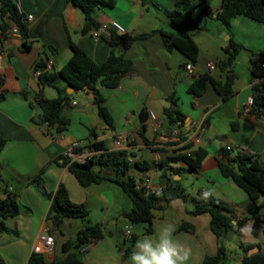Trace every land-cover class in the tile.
<instances>
[{
	"label": "crops",
	"instance_id": "0c3cea01",
	"mask_svg": "<svg viewBox=\"0 0 264 264\" xmlns=\"http://www.w3.org/2000/svg\"><path fill=\"white\" fill-rule=\"evenodd\" d=\"M111 1L110 5L93 8L92 15L99 25L116 21L125 33L148 34L145 38L136 39L124 51V57L131 60L132 71L121 78L118 86L96 85L112 117V127L98 115L90 92L71 91L69 85L58 80L56 84L65 87L70 97L61 111L69 122L65 129L56 132L55 126H47L41 121L39 111L36 113L34 110L35 97L56 96L53 87L39 86L33 72L34 62L39 57L43 58L44 69L58 71L71 56L69 42H72L95 63H102L108 54V44L106 38L92 36L89 33L91 29L81 31L84 15L72 0H15L19 12L24 17L30 14L32 18L25 20L29 49L22 50L21 38L16 34L8 32L5 38L0 39V75L4 79L1 86L4 95L0 98V136L6 140L0 152V198L4 197L5 191L15 193L19 205V213L3 220L8 230L0 231V264H26L38 235L43 231L51 234L46 220L50 200L29 183L40 171L45 191L53 192L62 184L72 202L81 203L88 209L89 223L100 227L101 236L81 249L80 257L85 264H130L129 257L135 242L145 236L155 237L158 230L167 224L174 226V238L190 250L187 264H200L206 255L215 254L217 250V238L210 228L209 213L189 212L205 190H212V197L223 204L235 229L232 236L239 239L224 264H239L243 255L241 245H251L247 254L264 252V224L249 217L246 193L231 178L223 176L218 167V158L227 144L246 147L247 152L264 166V115L253 117L246 104L252 95V85L264 88V75L251 74L255 68L264 72V67H261L264 64V25L238 15L231 20L227 31L215 18L223 0H202L191 14L188 26L198 53L196 61L191 64L192 70L187 71L184 56L176 49L167 50L159 32L175 31L165 10L180 0ZM205 6L210 9L211 16L207 17L202 12ZM224 33L228 35L226 40L222 38ZM229 37L241 47L233 61L235 92L223 100L207 84L199 96L187 93V86L200 74L209 73L214 78H223V73L217 68L208 71L206 63L225 57ZM46 88L53 92L47 94ZM168 96L176 98L184 114V123L180 127L173 125L169 129L166 125L163 108L169 104ZM141 109L155 115L159 131L152 130V121L147 116L140 134L138 114ZM233 121L237 122L235 128L231 126ZM200 124L203 127L198 130ZM89 129L94 133L91 134ZM173 131L177 132L176 135ZM183 135L193 141L198 137L199 141L186 147L181 138ZM76 140L80 141L83 151L92 155L100 152L87 147L93 142H101L107 151L133 153L124 177L133 176L137 185L145 178L156 185L161 183L160 173L164 170L168 176L180 180L183 196L169 201L159 199L151 218V231L145 232L146 223L131 224L124 216L123 213L131 207V201L124 197V191L116 182L104 179L83 187L62 164L65 149ZM196 147H202L206 152L196 170L181 160L163 163L162 167L158 165L167 157L184 154ZM135 159L146 160L150 165L147 169L133 172L130 168ZM169 166L177 168L178 172L168 169ZM94 168L106 176L116 175L117 167L112 163L95 165ZM259 213L262 216L264 210ZM183 221L193 225V233L177 229ZM84 226L76 219L66 220L67 230L60 234V239L53 234V247L42 252L44 258H62L61 243L73 238L70 229L75 227L76 235ZM126 226H130L134 240L123 258L127 247ZM246 226L251 227L250 233L243 231Z\"/></svg>",
	"mask_w": 264,
	"mask_h": 264
},
{
	"label": "trees",
	"instance_id": "16d2710c",
	"mask_svg": "<svg viewBox=\"0 0 264 264\" xmlns=\"http://www.w3.org/2000/svg\"><path fill=\"white\" fill-rule=\"evenodd\" d=\"M202 0H180L176 1L171 9H166L165 14L174 27V32L159 30L164 45L167 50L176 49L186 59L187 63H194L197 58V45L188 31L191 14ZM72 2L81 8L84 15V22L81 28L82 32L96 28L99 24L92 15L95 6L110 5L111 0H72ZM202 12L208 17L211 16L210 9L204 7ZM238 15L248 17L264 25V0H223L221 10L216 13L215 18L228 31L231 20ZM16 27L21 38L22 50H27L30 44L26 41L28 34L25 23V17L16 7L15 0H1L0 5V39L5 38L12 27ZM147 33L128 34L125 32H116L109 30L106 38L108 44V54L102 63H95L87 54H85L74 43L69 42L71 56L67 62L58 71H47L43 58H38L33 65V71L38 70L37 82L42 87H53L56 90V96L52 98L37 96L34 103L38 108L39 117L47 126H55L56 132H61L66 128L69 120L61 114L62 108L67 103L70 95L65 87H59L56 82L62 80L65 84L74 88V90H86L92 94V102L97 108L98 115L105 123L112 127V117L103 104L104 98L96 85L113 88L118 86L121 78L132 71L131 60L124 57V51L136 40L145 38ZM240 45L235 43L231 37L227 40L224 58L214 62L215 68L223 73V78L218 79L209 73L200 74L186 88V92L193 96L201 95L207 84H210L214 91L223 99L229 98L234 92V80L236 74L233 69V61L240 49ZM53 51V49H50ZM186 63V64H187ZM185 66V65H184ZM253 76H262L264 72L261 68L251 70ZM4 82L0 75V98L4 95L1 86ZM168 106L163 108V115L166 125L182 126L184 123V114L180 110L177 100L174 96L167 97ZM248 113L255 118L264 115V88L254 84L252 85L251 104ZM148 113L141 109L138 117L141 122L140 134L143 131V122ZM235 128L237 122H231ZM93 134V129H89ZM181 138H185L181 136ZM147 144V140L143 138ZM5 138L0 136V152L5 145ZM186 147L192 143L187 142ZM90 150L97 151L99 154L92 155L84 162L70 161L63 158L62 164L73 174L77 182L85 187L93 183H99L106 179L116 182L131 201V207L124 212V216L131 224L146 223L145 232H150V222L153 217V211L157 207V201L163 199L169 201L173 198L183 196V187L179 179L168 176L164 170L160 173V180L163 188L160 195L146 193L137 185L133 176L124 177L131 163L128 160L133 153L126 150L107 151L101 142H93L87 145ZM206 155L202 147H196L189 151V155L178 154L167 157L163 162H159L160 167L163 163L169 161L181 160L192 170H196L201 160ZM112 163L116 165V175L113 177L101 173L100 169H95V165H104ZM132 165L138 170L147 169L150 163L146 160H133ZM218 167L221 174L229 177L240 187L247 195L249 203L247 211L249 217L261 221L264 224V213L261 216L260 210H264V166L261 162L250 154H242L230 157L226 155L224 149L218 158ZM168 169L178 172L177 168L168 167ZM30 184L37 187L41 193L50 200L46 214V220L49 223V232L56 231L63 234L65 221L71 219H81L87 221L88 209L81 203H74L69 199L67 190L60 184L55 191L47 192L43 188L42 172L35 174ZM260 200V201H259ZM192 214L207 212L210 215V228L217 238V250L215 254L206 255L200 264H224L227 259V248L225 238L228 232L234 231V226L230 215L225 211L223 204L213 197L206 202L202 198L195 201L193 208L189 211ZM19 213V205L15 193L5 191L4 197L0 198V231H7L4 219L15 216ZM177 229L189 233L194 232V227L188 222H181ZM51 235V234H50ZM101 236L98 224H85V226L76 232L74 238L65 239L60 246L63 257L59 259L46 260L42 253L32 251L26 264H85L80 257L82 247L91 239ZM134 236L131 234L125 238L127 247L124 250L123 258L129 253L130 244ZM243 255L239 264H264V252L258 251L247 254V249L251 245H241Z\"/></svg>",
	"mask_w": 264,
	"mask_h": 264
},
{
	"label": "built area",
	"instance_id": "2783aa9c",
	"mask_svg": "<svg viewBox=\"0 0 264 264\" xmlns=\"http://www.w3.org/2000/svg\"><path fill=\"white\" fill-rule=\"evenodd\" d=\"M16 7H17V5H16ZM17 9H18V7H17ZM18 11H19V9H18ZM31 18H32V15L29 14V15H27L25 17V20H29ZM110 29H114L117 32H123V28L116 21H111L108 24H106V23L105 24H100L98 27L91 29L89 31V33L92 36H94V37L107 38ZM9 32L12 33V34H16L17 36L20 37L19 31H18V29L15 26L12 27ZM206 67H207L208 71H211V70H213L215 68V65H214V63L212 61H207ZM261 67H264V64H261ZM185 68H186L187 71H191L192 70V65L190 63H187V64H185ZM33 72H34V75L37 77L39 71L35 70ZM37 99H38V97L34 98V103H36ZM72 103H75V101H72ZM246 104H247L248 107H250L251 97H249L247 99ZM148 117L152 121V123H151L152 130L154 132L159 131L160 127H159V124L157 123V121L155 119V115L151 111H149L148 112ZM202 127H203V124H200L197 129L200 130V129H202ZM173 133L176 135L177 132L173 131ZM183 136L185 137L184 138V142L185 143L190 142L192 144H197L198 141H199L198 137H196L194 139V141H193V140L186 139L185 135H183ZM224 151H225L226 155H228L230 157H233V156H236V155H242V154H249L247 152L246 147H244L242 145L227 144L224 147ZM185 154L189 155V150L185 151ZM63 155H64L65 158H67L70 161H77V162H80V163L84 162L86 159H88V158H90L92 156V154H89V153L83 151V149H82V147L80 145V141H77V140L71 142L68 145V147L65 149ZM128 160H131L130 156L128 157ZM139 187L142 188L146 193H153V194H156V195H160L161 191H162V188H163V184L162 183H158L156 185H153L149 181V179L145 178L139 184ZM129 235H130V226H126V228H125V237H129ZM91 240H94V239H91ZM53 244H54L53 237L49 233H47L46 231H43V232H41L38 235L37 243L34 245L32 251L38 252V253L46 252V251H49V250L52 249ZM84 246L82 247V249L84 248Z\"/></svg>",
	"mask_w": 264,
	"mask_h": 264
},
{
	"label": "clouds",
	"instance_id": "9594fccd",
	"mask_svg": "<svg viewBox=\"0 0 264 264\" xmlns=\"http://www.w3.org/2000/svg\"><path fill=\"white\" fill-rule=\"evenodd\" d=\"M212 190H205L201 194L204 201L212 197ZM251 232V227L243 230ZM175 228L171 224L161 227L155 237L145 236L135 242L129 260L130 264H187L190 250L174 238Z\"/></svg>",
	"mask_w": 264,
	"mask_h": 264
},
{
	"label": "rangeland",
	"instance_id": "374dc122",
	"mask_svg": "<svg viewBox=\"0 0 264 264\" xmlns=\"http://www.w3.org/2000/svg\"><path fill=\"white\" fill-rule=\"evenodd\" d=\"M223 38V37H222ZM47 89V94H51L52 92H53V90H51L50 88H46ZM74 97H76L75 95H74ZM34 110H35V112L36 113H38V108L37 107H35L34 108ZM130 170L131 171H133V172H136L137 171V169L134 167V166H132L131 168H130ZM130 171L128 170V172L127 173H129ZM122 193V192H121ZM124 195V194H123ZM126 195V194H125ZM124 195V197L126 198V199H128L129 197L127 196H125ZM93 217H94V215H93ZM76 221H77V223H79V224H87V222L89 223V216H87V221H83V220H81V219H76ZM90 224V223H89ZM120 228V227H119ZM64 230H67L66 229V227L64 228ZM50 233H51V236L52 237H54V235L53 234H56V236L58 237V239H60V234L58 233V232H53V231H50ZM70 236L71 237H73L74 238V236H75V227L74 228H72V229H70ZM237 234V233H236ZM238 237L235 235V236H232V234H231V236L227 239V235H226V238H225V241H224V243H225V246H226V248H227V255L229 256L233 251H234V248L237 246V242H238ZM228 256H227V258H228ZM227 260V259H226ZM229 261H230V263H232V260L231 259H228Z\"/></svg>",
	"mask_w": 264,
	"mask_h": 264
},
{
	"label": "water",
	"instance_id": "95a60500",
	"mask_svg": "<svg viewBox=\"0 0 264 264\" xmlns=\"http://www.w3.org/2000/svg\"><path fill=\"white\" fill-rule=\"evenodd\" d=\"M220 10H221V8L218 9V12H219ZM227 38H228V35L224 33L223 39L226 40ZM69 88H70L71 91L74 90V88L71 87V86H69ZM68 93H69V92H68ZM37 120H40V118L38 117ZM231 234H232L231 232H228V233H227V239L231 236ZM249 254H251V253H249Z\"/></svg>",
	"mask_w": 264,
	"mask_h": 264
}]
</instances>
